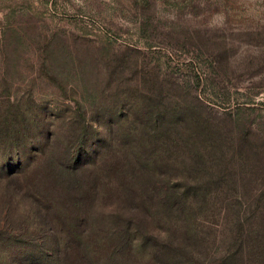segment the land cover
<instances>
[{
	"label": "rangeland",
	"instance_id": "1",
	"mask_svg": "<svg viewBox=\"0 0 264 264\" xmlns=\"http://www.w3.org/2000/svg\"><path fill=\"white\" fill-rule=\"evenodd\" d=\"M24 115L28 168L2 141L0 264L52 254L36 198L68 193L53 150L81 131L111 189L71 210L94 264L264 259V0H0V121Z\"/></svg>",
	"mask_w": 264,
	"mask_h": 264
},
{
	"label": "trees",
	"instance_id": "2",
	"mask_svg": "<svg viewBox=\"0 0 264 264\" xmlns=\"http://www.w3.org/2000/svg\"><path fill=\"white\" fill-rule=\"evenodd\" d=\"M9 118L10 116H7L3 121H0V155L5 154L3 150L6 147L2 145L3 140L7 142L8 147H11L16 155H22L20 140L30 134L29 132L32 130V125L34 124V118H28L27 115H24L21 122L22 125L19 126L21 129L17 128L19 131L13 129L12 126L9 125V123L12 122ZM14 120L17 121L16 119ZM12 125L16 126L15 124ZM75 136L74 132H71L69 136H67L68 147L60 148L57 146L53 150L54 158L58 164L57 175H55L57 178L56 182L60 181L64 184L68 193L62 195V190L53 191L51 198H48L49 195L47 198H45V195L36 198L40 212L43 210L44 215L43 220L39 224L43 226L44 223L50 233L47 241L40 246L41 248L43 247L46 252H52V254L45 253V258L43 259H36L40 262L39 264H89L88 259L94 264L91 258L97 257L101 253L94 241L84 242L80 239V236H83V231L86 230L85 225L86 222L90 221V217L81 215V210L80 213L74 211L75 214H73L71 210L73 207L82 209L87 202L91 200L99 201L103 199L101 196H104V192L108 191L107 193H109L111 189H106V191L102 189L105 185L100 183V178L102 177L98 174L100 170H97L98 166L100 168V162L96 158L94 161H91L92 159L88 160V157H85V132L81 131L79 133L77 141H74V143H78V145L74 144L76 150L73 152L70 151L69 139ZM21 158L25 160L24 164L21 163V169L28 168L30 164L28 157L22 155ZM64 162H68V164L66 165ZM90 166L96 167V169H91ZM14 177L17 180L19 175H15ZM85 180L86 182L88 181L86 185L90 187L88 191H84L81 186L82 184L80 185V182ZM66 203L71 206L66 205ZM79 214L80 216L75 217V220L71 218ZM74 225H76L78 231L73 230L75 229L73 227ZM51 231L55 232L51 234ZM93 243H95V248H93ZM27 248L32 249L33 246L31 245V247ZM110 253L113 254V251ZM237 255L238 254H235L234 256ZM262 257L264 258V255ZM228 261H230V263L236 262L235 259L230 257V259L225 258L219 263L214 262L213 264H226ZM259 264H264V259L259 260Z\"/></svg>",
	"mask_w": 264,
	"mask_h": 264
}]
</instances>
